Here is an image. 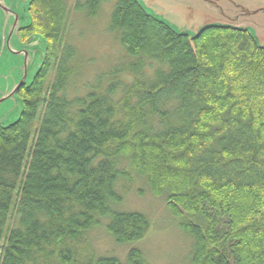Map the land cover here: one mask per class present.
<instances>
[{"label":"trees","instance_id":"obj_1","mask_svg":"<svg viewBox=\"0 0 264 264\" xmlns=\"http://www.w3.org/2000/svg\"><path fill=\"white\" fill-rule=\"evenodd\" d=\"M111 1L108 31L131 61L84 94L68 90L67 4L30 6L20 36L40 35L46 58L18 91L19 120L0 126V264H121L95 258L86 237L101 219L117 245L145 237L143 214L115 209V187L130 174L181 220L190 264H264V50L218 28L192 49L135 0L73 10L94 18ZM126 264L148 263L132 248Z\"/></svg>","mask_w":264,"mask_h":264},{"label":"rangeland","instance_id":"obj_2","mask_svg":"<svg viewBox=\"0 0 264 264\" xmlns=\"http://www.w3.org/2000/svg\"><path fill=\"white\" fill-rule=\"evenodd\" d=\"M3 1L6 8L18 16L20 25L29 21L28 0ZM64 1L69 9L65 43L76 51L71 62L76 76L70 81L68 90L70 93L84 94L97 77H104L102 84L105 85L109 80L107 75L113 69H119L131 60L118 45L116 36L108 31L112 1L103 4L94 18H87L84 11L73 10L77 2L83 4L85 0ZM191 4L193 8L194 4L198 7L196 2ZM13 24L12 17L0 12V95L10 93L24 74L27 83L30 82L43 52L38 34H30L22 39L21 32L19 35L11 32ZM31 36H34L33 40ZM53 78L54 74L51 73L48 82H52ZM20 108L21 98L18 95L4 101L0 104V122L4 125L12 122ZM126 165L122 160L120 167L126 168ZM126 170L129 172L128 167ZM130 176L132 180L129 183L120 181L115 187L122 197L121 204L115 209L143 214L149 221V230L138 242L120 246L105 231L107 219H101L99 226L86 237L93 256L116 257L121 264H126L128 251L136 248L142 252L148 264H190L192 240L181 231V220L169 214L163 198H156L148 192L143 180L133 174Z\"/></svg>","mask_w":264,"mask_h":264},{"label":"water","instance_id":"obj_3","mask_svg":"<svg viewBox=\"0 0 264 264\" xmlns=\"http://www.w3.org/2000/svg\"><path fill=\"white\" fill-rule=\"evenodd\" d=\"M33 1L27 2L29 15ZM135 2L147 17L164 24L179 36H187L192 49L193 41L204 31L218 28L248 33L257 48L264 50V0H135ZM192 2H196L198 7L194 4L195 8H193L192 4L190 5ZM0 12L13 18L12 33L19 35L32 25L31 15L27 23L20 25L18 16L6 8L3 0H0ZM38 37L40 44L43 45V52L32 79L27 83L24 74L21 81L12 87L10 93L0 95V104L17 95L23 86H29L44 65L47 46L45 40L40 35ZM31 38L33 40L34 36ZM20 109L12 122L7 125L0 122V126L6 127L19 120L23 110L22 100Z\"/></svg>","mask_w":264,"mask_h":264}]
</instances>
